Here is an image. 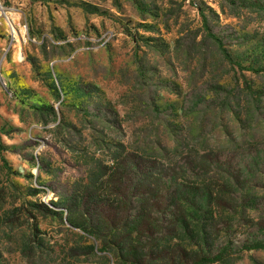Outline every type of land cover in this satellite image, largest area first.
<instances>
[{
  "label": "rangeland",
  "instance_id": "obj_1",
  "mask_svg": "<svg viewBox=\"0 0 264 264\" xmlns=\"http://www.w3.org/2000/svg\"><path fill=\"white\" fill-rule=\"evenodd\" d=\"M0 6V264H136L119 243L138 214L164 229L135 235L138 264H264V71L219 47L264 67V0ZM168 164L218 198L177 231L143 213Z\"/></svg>",
  "mask_w": 264,
  "mask_h": 264
},
{
  "label": "trees",
  "instance_id": "obj_2",
  "mask_svg": "<svg viewBox=\"0 0 264 264\" xmlns=\"http://www.w3.org/2000/svg\"><path fill=\"white\" fill-rule=\"evenodd\" d=\"M217 42L219 41L217 40ZM219 47L222 50L225 59L228 60L229 63L233 64L234 66H237L242 70H247L254 73H260V72L262 73L264 71V67L262 66H258L257 68L249 66L248 68L244 69L241 63L233 60V57L223 47L221 46ZM177 143L179 142L177 141ZM174 149H178V148H174ZM219 162H220L219 160H216L215 162H211V164L213 166H216V168H218L221 167ZM153 163L155 165L159 164L161 167L160 170L165 171L164 168L166 167L164 163H162L161 161H156ZM113 167L116 168L117 165L115 166L114 164ZM113 167H111L110 170L111 169L113 170ZM136 167H138V165H136ZM249 167H247V169ZM166 171H169L170 174L169 175L162 174L159 180L155 179V183H159L157 189L153 188L155 186L154 175L157 176V174L146 176L145 188L147 187V191L142 194L147 196V200L145 201L146 207H144L145 210L143 211V213L147 212V208L149 205L150 207L153 208L154 211H157L158 213L162 212L168 214L169 217L172 219L171 223L173 224V229H172L173 231H177L176 227L178 226L188 228L189 225L187 221L188 219L187 216L188 215L191 216L192 214H194V211H201V212L209 211L210 213H212L211 203H215L218 201L217 194L215 192L216 191L215 185H213L212 183L208 184L206 181L200 184L199 183L189 184V185L185 184L182 181L183 180L182 177H184V175H182V172H186L184 168H181L180 171H178L177 168L172 167L170 164H168ZM165 198L167 199L166 202H164ZM203 205H205L206 208H203ZM148 214L149 212H147L146 216ZM142 215L143 214H138L134 222H131V224H129V226L131 227L129 236H125L123 239H121V241L122 240L125 241L120 242L119 243L120 245L117 244L119 245L120 249H124L126 251V255H125L127 257L126 259H128V261L132 260L136 264H138L137 261H147L148 253L144 254V258L139 256L138 254L139 252L136 250L137 246L136 244H134L133 239H136L137 240L136 242H138L140 241L141 236L134 238L135 235L139 234V231L141 232L142 229H146L147 232L154 231V233L156 234L160 233V231L162 230L164 232V229L163 228L161 229L160 226L155 223V221L152 222L151 225H148L144 221V218H146L145 215L144 216ZM140 226H143V228H140ZM156 243L158 247L159 242ZM261 248H264V245L256 244L251 249H261ZM145 249H146L145 246L142 247L141 252L145 251ZM166 258L167 261H164L165 264H213L215 262H218L221 259V256H219L218 254L215 255L214 257H210V256L201 257L198 255V253L184 250V252L179 253L178 256H176V258L174 254L166 255ZM172 258H175V260H173Z\"/></svg>",
  "mask_w": 264,
  "mask_h": 264
},
{
  "label": "built area",
  "instance_id": "obj_3",
  "mask_svg": "<svg viewBox=\"0 0 264 264\" xmlns=\"http://www.w3.org/2000/svg\"><path fill=\"white\" fill-rule=\"evenodd\" d=\"M0 9L4 12V14L6 15V18L8 19V21L12 24V22H11V17L10 16H8V13H5V10H4V8L2 7V6H0Z\"/></svg>",
  "mask_w": 264,
  "mask_h": 264
}]
</instances>
